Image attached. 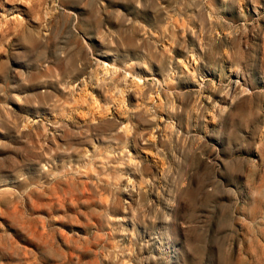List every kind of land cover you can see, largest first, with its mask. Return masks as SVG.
Here are the masks:
<instances>
[{"label":"clouds","instance_id":"obj_1","mask_svg":"<svg viewBox=\"0 0 264 264\" xmlns=\"http://www.w3.org/2000/svg\"><path fill=\"white\" fill-rule=\"evenodd\" d=\"M16 2L28 3L29 14L41 25L29 28L34 36L41 41L49 36L60 41L63 36V41L57 43L51 53L56 68L50 69L51 76L42 75L37 81L42 85V95L48 98L49 107H55L52 115L56 122L45 125L25 117L15 124L19 133L28 138V143L47 157L41 167L50 173V179L69 184L70 191L80 193L85 191V185L91 186L92 200L102 206V210L93 208L88 213L101 219L102 227L97 232L103 227L112 229V222L120 219L116 212H130L141 222L155 221L157 214H162L164 226L154 235L170 240L171 231L182 227L186 233L194 232L196 236L194 245L185 246L188 253L194 250L207 253L208 264H237L233 245L238 243L243 249L244 241L238 240L240 234L234 225L247 221L236 215L240 197L217 178V173L234 178L229 163L237 158L244 144L242 140L233 139L234 130L228 128L225 117L233 116L232 106L251 93L246 83L232 92L233 80L223 75L222 65L217 63L233 53L219 38L217 28L223 30L225 26L216 18L212 0H167V4L165 0H112L113 9H108L103 0H83V6L91 7L92 13H86L82 23L63 7L65 3L78 5L81 0ZM236 2L243 3V0ZM120 4L129 6L137 18L116 7ZM223 5H227V0H223ZM149 8L164 13V22L157 23L154 19L152 27L146 26L139 17ZM190 8L197 12H189ZM101 11L115 21L113 27L103 23ZM58 19L66 29L60 35L56 34ZM235 32L233 29L229 35ZM188 34L194 38L191 45ZM89 40L97 41L100 51H95ZM197 47L202 54L197 53ZM174 49L180 51V57L173 55ZM42 53L41 66L47 72L48 52L45 49ZM200 63L217 72L220 78L212 80L203 73L198 74L195 65ZM243 71L240 64L229 68L237 80L242 79ZM20 83L29 84L23 72ZM188 83L194 87L184 89L183 85ZM49 84L56 91L48 92ZM90 88L98 90L99 98ZM3 94L0 91V95ZM216 96L220 99H215ZM129 97L135 102L130 104ZM13 99L24 103L21 96ZM0 109L3 110L0 122L12 120L6 104H0ZM75 117H81L84 123L81 125ZM69 122L78 130L70 129ZM50 127L66 133L65 145L57 143L56 136L60 132L49 131ZM99 129L103 131L94 138V132ZM207 136L226 141L223 157L208 143ZM39 141L43 142L42 146ZM49 141L52 147L44 152ZM248 143L264 149V138L259 143L255 140ZM57 152L66 153L65 160L79 163L75 166L68 163L63 171H52L56 163L52 155ZM145 152L156 158L154 165L142 157ZM153 166L160 171L159 176L152 172ZM260 168L264 169V164ZM205 174L208 179L201 182L200 177ZM19 178L27 179L23 175ZM245 184L254 202L257 198L264 202V188H260L264 185V172L258 184L255 180L251 183L246 180ZM32 191H42V188L33 185L23 195ZM120 194H127L132 202L121 200ZM150 194L156 199L150 198ZM191 194L202 202L198 206L208 212L203 222H194L191 214L181 217L176 213L181 202L188 200ZM225 195L230 200L226 206L230 209L226 223L221 221ZM81 202L89 203L88 200ZM144 227L147 230L149 225L144 224ZM109 234L105 233V238ZM253 239L255 237L248 239L249 250L257 259L264 258V244L257 240L253 245ZM92 242H97L95 234ZM101 251H104L103 245ZM113 258L110 254L102 256L104 260Z\"/></svg>","mask_w":264,"mask_h":264},{"label":"rangeland","instance_id":"obj_2","mask_svg":"<svg viewBox=\"0 0 264 264\" xmlns=\"http://www.w3.org/2000/svg\"><path fill=\"white\" fill-rule=\"evenodd\" d=\"M103 2L108 9H113L112 0ZM165 3L167 4V0ZM63 7L67 12L74 14L81 23L86 13H92L91 7L83 6V0L78 5L65 3ZM116 7L130 14L133 19L137 18L129 6L120 4ZM212 8L215 9L220 24L225 26L223 30L217 28L219 38L233 53L231 57L225 55L217 63L222 65L223 75L233 80L232 92L238 91L240 85L246 83L251 93L232 106L235 113L233 116L225 117L228 128L234 130L233 139L242 140L244 144L237 158L229 163L234 178L229 179L220 173H217V178L240 197L236 215L247 221L234 225L240 234L238 240L244 241L243 249H240L238 243L233 245L237 264H264V258L257 259L253 251L249 250L248 244V239L253 237V245L257 240L264 244V231H261L264 229V202L259 198L254 202L249 197V188L245 184L246 180L249 183L255 180L258 184L261 172H264V169L260 168V165L264 164V149H257L248 143L251 140L259 143L261 138H264V0H256L255 3L253 0H243V3L227 0L226 6L223 5V0H212ZM29 11L28 3L0 0V91L4 93L0 95V104H6L9 114L13 117L12 120L0 122V128L3 129L0 131V142H3L0 144V264H208L207 253L194 250L190 254L186 251V245L195 244L194 232L186 233L182 227H176L170 233V240L153 234L164 226L162 214H157L155 221L145 219L141 222L134 219L130 212H116L114 214L120 219L112 222V229L103 227L102 231L97 232V229L102 227L101 219L88 213L93 208L102 210V206L92 200L91 186L85 185L83 193L70 191L69 184L62 181L53 182L50 173L43 170L41 165L47 157L28 143V138L19 133L15 124L25 117L45 125L56 122L52 115L55 107H49L48 98L42 95V85L37 81L42 75L51 76L50 69L56 68L51 53L57 43L63 41V36L60 41L53 40L52 36L41 41L34 36L29 28L36 29L41 25L32 19ZM188 11L196 13L197 9L190 8ZM101 15L104 24L110 28L114 26L115 21L110 19L107 13L101 11ZM164 16V13L149 8L139 19L145 22L146 26L152 27L154 19L157 23H163ZM233 29L236 30L235 34L229 35ZM65 30L62 21L58 19L56 34L60 35ZM187 39L191 45L194 39L191 34H188ZM88 42L95 51H100L97 41ZM45 49L49 57L47 72L41 66L44 60L42 50ZM196 51L201 53L199 47ZM173 55L180 57L181 53L174 49ZM102 59L110 60L111 57ZM236 64H240L244 69L240 80H237L235 73L229 72V68ZM195 69L198 74L203 73L212 80L220 78L217 72L210 71L204 63L195 65ZM21 72L29 79L27 86L20 83ZM193 87L191 83L183 85L184 89ZM47 91L54 92L56 89L49 84ZM89 91L99 98L98 90L90 88ZM14 96H21L24 103L17 102L13 99ZM214 98L220 99L218 96ZM134 102L133 98L129 97V103ZM75 119L81 125L84 123L81 117ZM68 127L73 131L78 130L71 122ZM49 131L60 132L56 136L58 144L67 143L63 130L50 127ZM100 131L103 129L94 132V138ZM206 139L223 157L226 141L214 136H207ZM37 143L43 145L42 141ZM51 147L52 142L49 141L48 147L43 151L47 152ZM66 155L59 152L52 155V160L56 162L52 171H63L68 163L73 166L79 163L78 160H65ZM141 155L148 163L155 164L154 156L147 152ZM152 172L160 175L155 166ZM20 175L27 179L21 180ZM207 179L206 174L200 177L201 182ZM33 185L42 188V191H32L24 196L23 193ZM193 188H196V181H193ZM260 188H264V185H260ZM150 198L156 199L152 194ZM120 199L132 202L127 194H120ZM83 200H88L89 203H82ZM223 200L225 209L221 221L226 223L230 213L226 206L230 204V200L227 195ZM201 203L195 198V194H191L188 200L181 202L176 213L181 217L188 213L194 217V222H203L208 212L198 206ZM144 224L149 225L147 230ZM153 224L155 228L152 227ZM109 232L105 238V233ZM93 234L97 242H92ZM83 237L88 239L84 240ZM101 245L104 246L103 252ZM106 254L114 258L102 259Z\"/></svg>","mask_w":264,"mask_h":264},{"label":"bare ground","instance_id":"obj_3","mask_svg":"<svg viewBox=\"0 0 264 264\" xmlns=\"http://www.w3.org/2000/svg\"><path fill=\"white\" fill-rule=\"evenodd\" d=\"M237 83H238V82H237ZM237 83H236V85H237ZM249 89H250V88L248 87V89H247V90H248V91H250Z\"/></svg>","mask_w":264,"mask_h":264}]
</instances>
